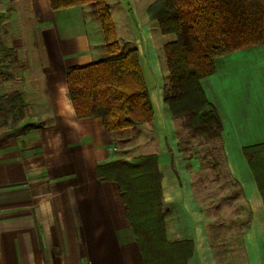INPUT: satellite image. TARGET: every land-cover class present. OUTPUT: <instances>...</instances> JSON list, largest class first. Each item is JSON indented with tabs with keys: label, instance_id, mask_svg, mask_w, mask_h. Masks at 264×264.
<instances>
[{
	"label": "crops",
	"instance_id": "1",
	"mask_svg": "<svg viewBox=\"0 0 264 264\" xmlns=\"http://www.w3.org/2000/svg\"><path fill=\"white\" fill-rule=\"evenodd\" d=\"M136 1L106 5L119 44L110 6L128 15L132 5L134 21L127 16L132 39L125 42L139 54L154 113L147 126L168 128L167 116L173 119L163 103L156 27L147 13L158 0L145 4L141 15ZM1 14V43L13 54L0 74V98L18 97L0 103V264H143L135 241L128 239L117 184L96 173V166L111 160L115 133H107L99 118L77 119L67 94V69L104 53L100 24L87 5L52 10L48 0H0ZM212 64L214 73L199 85L221 122L219 140L231 174L258 212L255 192L260 200L261 195L242 149L264 144V45L216 57ZM154 103L163 117L156 118ZM160 160L161 191L176 214L175 239L192 241L189 264H203L208 238L191 216L192 191L175 175L171 159L168 166ZM255 228L260 231V225ZM257 236L258 250L264 251V238ZM253 264H264V253Z\"/></svg>",
	"mask_w": 264,
	"mask_h": 264
},
{
	"label": "trees",
	"instance_id": "2",
	"mask_svg": "<svg viewBox=\"0 0 264 264\" xmlns=\"http://www.w3.org/2000/svg\"><path fill=\"white\" fill-rule=\"evenodd\" d=\"M52 10L88 5L98 20L106 56L88 64L69 67L65 81L67 94L77 119L99 118L107 133L151 125L152 104L139 63L136 48L129 42L119 45L106 0H48ZM149 19L162 35L174 34L175 40L164 45L168 88L163 92L173 120L184 119L194 135L220 138L221 122L215 108L206 100L199 81L214 73L212 60L240 49L264 45V0H158L149 6ZM3 16L0 15V20ZM13 54L0 38V74L3 58ZM18 94L0 98L8 102ZM264 144L242 149L253 173L252 159ZM121 164L133 170L150 165L147 173L155 187L145 215V228L134 225L128 185L104 174V165L96 166L99 178L114 181L121 193L127 219L143 264H187L193 242H168L161 204V174L155 155L138 156ZM264 205V203H263ZM131 212L132 218H127Z\"/></svg>",
	"mask_w": 264,
	"mask_h": 264
},
{
	"label": "rangeland",
	"instance_id": "3",
	"mask_svg": "<svg viewBox=\"0 0 264 264\" xmlns=\"http://www.w3.org/2000/svg\"><path fill=\"white\" fill-rule=\"evenodd\" d=\"M152 1H136V8L139 9L140 15L143 14L145 4ZM110 8L112 15L117 20V33L121 42L119 45L122 46L123 41L132 39L127 17L129 15L134 21L132 5L129 3L128 15L116 5L110 6ZM117 10L118 12H116ZM90 12L96 19L91 9ZM2 16L4 17V15ZM3 17L0 20V25ZM97 23H99L98 20ZM151 25L153 28L156 27V30L152 31L153 46L155 59L161 66L165 92L168 88V74L163 47L166 43L174 41L175 36L174 34H160L155 21L151 22ZM102 46L104 48V42ZM103 52L101 58L106 56L105 48ZM8 57L3 58V63ZM154 111L156 118L163 117L162 108L155 103ZM167 124L168 128H162L156 124L142 125L112 135L114 141L110 148L112 157L109 162L104 164L103 172L108 176L118 178L129 186L131 195L128 198L134 225L137 226L139 223L137 228L142 231L147 228L145 215L150 199L155 195V187H151L152 183L147 175V172L151 171V167L146 165L141 170H133L127 165L121 164L120 161H130L138 156L155 155L159 170V157L162 159L160 161L167 162V166L171 159L170 164L175 175L177 177L179 175L178 179L187 185L185 188L192 191V197L189 198L195 211L191 216L196 219L194 222L200 228L199 230L208 238L207 257L203 264H253V257L264 253L263 247L258 250L256 240L259 238L257 235L264 238V212H261L262 206L264 207V149L257 150L252 159L254 171L253 173L251 171V174L262 200L255 192V200L259 203L258 212H255V207L251 205V199L245 196L241 183L235 180L231 174L221 140L192 134L184 125L183 118L170 121L167 116ZM160 201L164 210L165 238L168 242L177 241L172 228L176 214L175 210L170 209L173 202L165 200L163 193ZM132 215L129 212L127 218H132ZM257 224L260 225V231L255 230ZM126 230L130 233L128 239L134 242L135 236L130 225ZM187 264H189V260Z\"/></svg>",
	"mask_w": 264,
	"mask_h": 264
}]
</instances>
